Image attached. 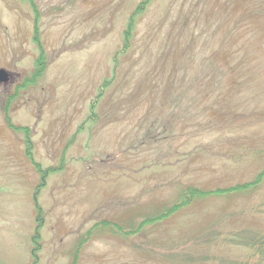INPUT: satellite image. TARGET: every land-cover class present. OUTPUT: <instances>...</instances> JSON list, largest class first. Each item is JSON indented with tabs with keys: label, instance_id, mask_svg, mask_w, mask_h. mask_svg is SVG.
<instances>
[{
	"label": "rangeland",
	"instance_id": "rangeland-1",
	"mask_svg": "<svg viewBox=\"0 0 264 264\" xmlns=\"http://www.w3.org/2000/svg\"><path fill=\"white\" fill-rule=\"evenodd\" d=\"M0 68V264H264V0H0Z\"/></svg>",
	"mask_w": 264,
	"mask_h": 264
},
{
	"label": "trees",
	"instance_id": "trees-1",
	"mask_svg": "<svg viewBox=\"0 0 264 264\" xmlns=\"http://www.w3.org/2000/svg\"><path fill=\"white\" fill-rule=\"evenodd\" d=\"M139 14L140 13H135L134 15H132V17H131V20H130V23H129V28H128V32H126V34H125V37L127 38V39H125L126 41V45L127 44H129V36H132L133 37V33H134V30H135V28L137 27V17L139 16ZM137 16V17H136ZM124 45H125V43H124ZM12 124V123H11ZM10 127H13L14 128V126H10ZM20 128V127H19ZM20 129H22V128H20ZM16 130H17V127H16ZM17 131H19V130H17ZM258 179H264V174H262L260 177H258ZM263 182V181H262ZM262 182H258V181H256L255 183H252V184H249V185H244L243 187L241 186V187H237V188H232V190H221V191H216V192H211V191H209V192H203V191H201V193L198 195V197H203V196H205V197H207V196H209V195H211V194H217V195H223V194H227V193H229V192H232L233 190H237V191H244V190H246V189H249V188H252V187H255V185H259L260 183H262ZM191 202H190V198L189 199H187L186 200V203H184V205H187V204H190ZM183 205V206H184ZM145 225V224H144ZM124 232H125V236H127L128 234H127V232H126V229L124 230ZM87 238V237H86ZM251 241V240H250ZM237 247H242V248H247V249H251V250H262V251H264V246H262L261 247V249L259 248L260 247V243L259 244H252V243H248V242H246V243H244V244H238V243H236L235 244ZM264 260V259H263Z\"/></svg>",
	"mask_w": 264,
	"mask_h": 264
},
{
	"label": "water",
	"instance_id": "water-1",
	"mask_svg": "<svg viewBox=\"0 0 264 264\" xmlns=\"http://www.w3.org/2000/svg\"><path fill=\"white\" fill-rule=\"evenodd\" d=\"M9 79L8 72L5 69H0V83H8Z\"/></svg>",
	"mask_w": 264,
	"mask_h": 264
},
{
	"label": "flooded vegetation",
	"instance_id": "flooded-vegetation-1",
	"mask_svg": "<svg viewBox=\"0 0 264 264\" xmlns=\"http://www.w3.org/2000/svg\"><path fill=\"white\" fill-rule=\"evenodd\" d=\"M11 78H12V77H11ZM10 81H11V79H10ZM14 82H15V81L12 80V84H13ZM88 238H89V240H88ZM88 238H87V242H90V241H91V236L88 237ZM83 247H85V246H83Z\"/></svg>",
	"mask_w": 264,
	"mask_h": 264
}]
</instances>
